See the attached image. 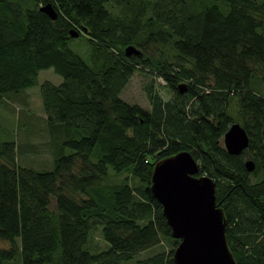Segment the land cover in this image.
Returning a JSON list of instances; mask_svg holds the SVG:
<instances>
[{
    "label": "trees",
    "instance_id": "trees-1",
    "mask_svg": "<svg viewBox=\"0 0 264 264\" xmlns=\"http://www.w3.org/2000/svg\"><path fill=\"white\" fill-rule=\"evenodd\" d=\"M121 1L0 0V97L52 67L63 80L40 83L43 108L67 134L50 168L19 164L15 141H0V264H176L150 184L155 162L183 149L217 183L237 264H264V0H158L150 15L152 1L124 0L114 14ZM73 27L87 58L69 45ZM147 65L173 91L145 85L150 109L120 95ZM233 121L250 136L240 154L223 143ZM99 226L106 246L91 248Z\"/></svg>",
    "mask_w": 264,
    "mask_h": 264
},
{
    "label": "water",
    "instance_id": "water-1",
    "mask_svg": "<svg viewBox=\"0 0 264 264\" xmlns=\"http://www.w3.org/2000/svg\"><path fill=\"white\" fill-rule=\"evenodd\" d=\"M40 9L51 18L58 13L51 2ZM87 28H84L86 30ZM80 30L70 29L72 36ZM127 55L141 54L134 44L125 47ZM184 90L185 82L178 84ZM229 153L240 154L248 147L247 129L233 121L223 136ZM248 170L255 167L252 158L245 161ZM199 162L188 149L158 159L151 174V190L162 204L163 213L171 227L173 237L178 238L173 258L176 264H237L226 237L227 218L218 205L213 177L198 174Z\"/></svg>",
    "mask_w": 264,
    "mask_h": 264
},
{
    "label": "rangeland",
    "instance_id": "rangeland-1",
    "mask_svg": "<svg viewBox=\"0 0 264 264\" xmlns=\"http://www.w3.org/2000/svg\"><path fill=\"white\" fill-rule=\"evenodd\" d=\"M149 1L152 2L147 11L148 15L153 12L152 3L158 0ZM123 4L124 0L120 3L113 2L108 5V8L114 14H119ZM69 45L85 58L90 55V44L84 35L73 37L69 41ZM153 47L156 49L154 54L158 57L161 46L154 44ZM164 50L169 53L171 48L170 46L164 47ZM145 67H147L145 70L137 69L134 72L120 95L130 103H138L144 108L150 109L151 104L145 85L154 83L155 88L166 99L171 96L173 91L165 83L161 75L150 71V65ZM45 79L60 83L63 80V76L52 67L44 68L39 71L38 82L34 86L25 88L18 93L0 97V141L14 140L18 163L35 168L52 167L57 146L67 135L65 130H52L47 122L40 91V83ZM262 89L264 90V85ZM124 175L113 176L112 179L121 180ZM53 204H55V200L52 201L51 205ZM90 244L91 248L95 249H101L106 246L101 234V226L94 229ZM0 245L6 247L9 245V241L0 238ZM146 254L147 252H142L140 256Z\"/></svg>",
    "mask_w": 264,
    "mask_h": 264
}]
</instances>
